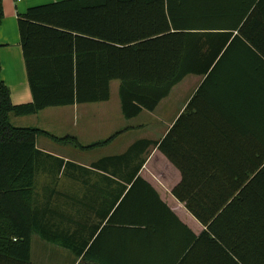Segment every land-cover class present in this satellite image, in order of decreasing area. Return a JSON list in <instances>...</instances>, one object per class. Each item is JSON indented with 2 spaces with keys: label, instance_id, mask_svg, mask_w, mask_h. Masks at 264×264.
I'll return each instance as SVG.
<instances>
[{
  "label": "crops",
  "instance_id": "crops-1",
  "mask_svg": "<svg viewBox=\"0 0 264 264\" xmlns=\"http://www.w3.org/2000/svg\"><path fill=\"white\" fill-rule=\"evenodd\" d=\"M60 1L64 0H2L1 77L15 105L33 102L18 17L32 7ZM236 1L254 6L260 0ZM252 70L257 77L264 74V66ZM206 79L188 75L153 112L144 110L133 119L123 116L119 81H113L119 82L115 91L111 82L107 102L51 107L24 117L11 115L16 127L38 128L57 138L73 137L83 146L120 133L109 145L91 151L45 136L37 138L41 152L64 165L90 169L63 165L58 180L48 170L38 174L48 178L45 183L36 181L35 199L41 224L48 226L49 234L59 239L73 237L83 244L100 226L96 235L104 232L105 241L100 251L108 250L112 264H169L188 244L201 254L202 249L211 250L212 241L232 262L264 264V78L260 84L234 83L243 95L232 93L219 79ZM173 127H178L180 137L171 149L175 163L156 145ZM137 144L133 159L145 160L138 176L154 189L167 210L140 185L126 202L125 216L114 217L107 226L120 202L116 198L121 186L125 185L126 194L132 183L113 178V184H106L101 176L108 174L91 166L126 155ZM127 168L119 171L125 178L131 176ZM176 188L179 197L173 193ZM31 245L34 264H91L37 233Z\"/></svg>",
  "mask_w": 264,
  "mask_h": 264
},
{
  "label": "trees",
  "instance_id": "trees-1",
  "mask_svg": "<svg viewBox=\"0 0 264 264\" xmlns=\"http://www.w3.org/2000/svg\"><path fill=\"white\" fill-rule=\"evenodd\" d=\"M263 11L264 0L254 6L236 0H64L19 15L20 45L33 102L13 104L0 62V264H34L31 238L36 233L84 262L112 264L108 250L100 251L105 242L104 232L96 235L100 226L78 244L73 237L59 239L49 234L48 226L41 224L35 199L38 174L48 170L58 180L64 161L41 152L36 141L45 136L91 151L109 145L120 133L83 146L73 137L57 138L38 128L16 127L11 115L24 117L51 107L107 102L113 81L120 82L126 119L144 110L153 112L188 75L207 76L206 81L219 79L232 93L243 95L234 83L260 84L264 78L252 70L264 66ZM3 18L0 0V23ZM224 68L227 71L222 76ZM177 130L173 127L156 143L172 163V144L180 138ZM138 146L91 166L108 174L101 176L106 184H113V178L132 183L126 194L125 185L121 186L116 198L120 202L107 226L114 217L125 216L126 202L140 185L167 210L154 189L138 176L145 162L133 159ZM64 167L90 171L71 163ZM126 168H130L128 178L119 174ZM173 193L179 197L177 188ZM187 209L192 211L189 204ZM210 246L211 250L202 249L199 254L188 244L169 264H237L219 244L212 241Z\"/></svg>",
  "mask_w": 264,
  "mask_h": 264
},
{
  "label": "rangeland",
  "instance_id": "rangeland-1",
  "mask_svg": "<svg viewBox=\"0 0 264 264\" xmlns=\"http://www.w3.org/2000/svg\"><path fill=\"white\" fill-rule=\"evenodd\" d=\"M117 87H119V82H113L112 83V89L115 91V88H117ZM39 179H40L41 183H45L48 178H46L45 176H41ZM49 179L51 180V178H49Z\"/></svg>",
  "mask_w": 264,
  "mask_h": 264
}]
</instances>
